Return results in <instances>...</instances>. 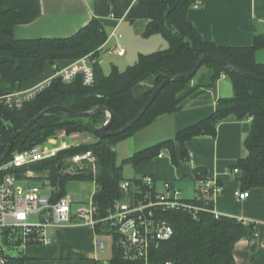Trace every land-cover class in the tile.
Instances as JSON below:
<instances>
[{
  "label": "trees",
  "instance_id": "trees-1",
  "mask_svg": "<svg viewBox=\"0 0 264 264\" xmlns=\"http://www.w3.org/2000/svg\"><path fill=\"white\" fill-rule=\"evenodd\" d=\"M114 1L110 0V3ZM195 1L135 0L129 15L130 20L134 23L138 20L145 21L143 36L162 34L167 39L168 46L152 53L140 54L136 63L123 71L115 67L109 75L102 71L95 54L108 39L100 19L94 17L68 38L17 39L14 36V27L30 23L40 16V0H17L15 8L1 12L0 50L11 52L13 60L0 61V89L13 90L17 83L40 76L47 61L77 60L92 53L96 60L93 64L95 82L91 86L85 85L81 76L69 83L64 82L60 76H55L21 109L1 106L0 125L3 135L0 156L13 134L38 113L54 105L78 112L91 111L99 105H105L114 112L109 131L118 130L139 113L157 86L166 78L190 72L197 61L208 53L242 71L264 77V63L256 59V53L264 49V34L255 35L253 43L245 46H220L214 42H206L188 19V10ZM22 58L33 59V67L26 69L16 66L14 60ZM203 67L206 70L201 72ZM224 75L232 82L233 95L218 99L221 108L209 117L177 132L174 140L159 142L119 161L115 149L118 143L133 136L156 118L178 111L185 99L212 97L218 80ZM105 114L106 112H101L86 118L69 117L60 110L45 114L29 129L19 134L8 158L15 151L43 144L57 131H65L68 135L92 133L96 126L104 123L100 118ZM230 120L251 122L244 138L246 155L238 159L231 170L238 169L235 175L242 190L263 188L264 81L246 77L215 62H206L193 76L179 77L168 82L140 119L125 131L93 143L60 149L57 154L23 168L18 174L22 176L29 169L42 174L55 190L53 199L67 194L65 185L69 180L94 182L96 187L93 201L98 207L96 217L99 218L107 215L121 196L119 185L125 179V164L136 167L141 162L150 161L164 147L170 151L172 161L176 164L175 141L180 144L181 155L187 160V140L200 136L214 137L218 124ZM86 152H91L94 162L84 159L83 168L74 164L76 169L69 171L73 165L71 158ZM205 178L206 172L197 168L196 179L201 181ZM184 200L205 209L213 207L214 201L209 197L199 196V193L194 199ZM205 209L200 210L196 216L184 208L164 212L162 216L172 225L173 235L150 251L147 262H129L123 258L121 249L113 245L110 259L98 264H236L233 249L240 239H248L252 250L256 249L257 229L254 223L225 214L216 217ZM95 232L103 235L106 230L98 223ZM27 259L25 254L10 255L7 264H26Z\"/></svg>",
  "mask_w": 264,
  "mask_h": 264
},
{
  "label": "crops",
  "instance_id": "crops-1",
  "mask_svg": "<svg viewBox=\"0 0 264 264\" xmlns=\"http://www.w3.org/2000/svg\"><path fill=\"white\" fill-rule=\"evenodd\" d=\"M134 2L135 0H115L113 3H110V0H40V16L30 23L16 25L13 30L14 36L17 39L68 38L95 17L102 21L108 34L103 49L114 39L116 46L120 47L125 40L132 43L145 41L146 44L141 45L140 50L143 52L141 54L152 53L157 48H166L168 41L162 34L144 38L142 31L145 21L138 20L134 23L130 20L129 15ZM201 2L198 8L191 7L187 15L204 41L214 42L220 46H245L253 43L255 35L264 34V0H201ZM17 4V0H0V13L15 8ZM114 31L120 37L112 36ZM116 46L110 48L113 53ZM154 46L157 47L151 49ZM8 60H13L12 53L0 50V61ZM72 62V59L47 61L40 76L17 83L13 90H28L46 84L59 70ZM14 63L18 67L30 69L34 61L22 58L15 59ZM5 91L12 90L0 89V93ZM232 95L233 86L230 78L222 77L218 80L212 97L185 99L178 111L156 118L133 136L118 143L115 149L117 152L119 146L127 149L124 157L126 158L159 142L174 140L177 132L209 117L221 108L219 98ZM250 125V120L222 121L218 124L214 137L200 136L185 142L189 159L182 157L180 144L175 141L176 164L172 161L170 151L164 147L160 151L163 153L162 157L157 155L150 161L141 162L134 167L132 175L124 174L128 179L152 174L158 187L167 181L172 182L180 189L183 199L186 200L198 196L200 180L196 179L197 168L203 169L206 177L216 178L221 182L222 192L213 201L215 210L252 222L257 229L255 250H252L250 241L246 238L240 239L234 245L233 255L236 264H264V187L250 189V195L240 199L236 192L244 190L231 170L232 165L246 155L244 138ZM63 135L70 137L72 142L64 143L57 151L78 143L73 134ZM183 190L190 192L188 197H184ZM101 237L96 234L95 229L73 217L70 223L52 229L51 244L29 245L23 254L28 258L26 264H98L108 261L112 255V249L108 253L105 248L104 250L98 248L97 240Z\"/></svg>",
  "mask_w": 264,
  "mask_h": 264
},
{
  "label": "built area",
  "instance_id": "built-area-1",
  "mask_svg": "<svg viewBox=\"0 0 264 264\" xmlns=\"http://www.w3.org/2000/svg\"><path fill=\"white\" fill-rule=\"evenodd\" d=\"M201 3V0H196L192 7L198 8ZM112 36L120 37L115 31L112 32ZM113 50L121 56L126 53L120 46ZM91 58V55H86L73 60L70 65L59 70L56 76H60L66 83L81 76L85 85H93L95 82L93 64L96 59ZM48 83L27 91L2 92L0 107L21 109ZM2 135L0 125V141ZM51 142L54 143L52 139ZM56 151H49L42 144H36L23 151H15L9 158L8 155L0 162V264H7L10 256L7 251L10 248L51 244L52 229L70 223L73 217H77L82 224L93 229L100 223L106 230L103 235L112 239V246L116 245L121 249L125 260L147 262L150 251L158 248L163 241L173 235L172 225L162 216L164 212L184 208L196 216L200 210L205 209L186 202L174 183L167 181L158 187L155 177L152 174H145L120 181L121 196L109 209L107 215L96 217L98 207L93 198L87 206L74 211L72 204L78 200L76 196L65 194L53 199L55 190L50 183L44 186L39 184L30 170H26L22 176L18 174L23 168L55 155ZM158 156L162 157L163 153ZM76 159L92 160L94 157L91 152H86ZM232 172L237 174L238 169L235 168ZM45 189L49 190L48 193ZM221 192L222 184L216 178L206 177L200 181L199 196L214 200ZM236 195L244 199L250 195V192L238 191ZM205 210L211 211L216 217L221 215L214 207ZM239 219L248 222L243 218ZM97 245L100 250H104L105 243L102 238L97 240Z\"/></svg>",
  "mask_w": 264,
  "mask_h": 264
},
{
  "label": "rangeland",
  "instance_id": "rangeland-1",
  "mask_svg": "<svg viewBox=\"0 0 264 264\" xmlns=\"http://www.w3.org/2000/svg\"><path fill=\"white\" fill-rule=\"evenodd\" d=\"M144 42L145 41H136V42L132 43V42H128L127 40H125V42H123V44H121L122 45L121 47H123L126 51V54L123 57L119 56L115 50H113L114 51V53H113L110 49V48L116 46V40L115 39L105 49H103V46H102L101 49H99L97 52H95V54L97 55V60L101 64L102 71L106 75H109L112 73V71L115 67L117 70L123 71L129 65H133L134 63H136L138 58H139V55L141 53H143V52H141L140 49H142L141 45L146 44ZM155 47H157V46H154L151 49H155ZM157 50H159V48H157L153 51H157ZM88 55H91V57H92L91 59H95L93 57V53L88 54ZM256 58L259 62L264 63V49H261L256 53ZM205 70H206V67H203V68H201L200 71L202 72ZM40 86L41 85H37L34 88H38ZM12 91H14V90H12ZM21 91H27V90H21ZM109 118H110V114L106 112V114L103 117H101L100 120L105 123ZM104 123H100L99 125H103ZM63 134H66V132L65 131H57L52 138H49L46 141H44L42 146L44 148H47L49 151H51V150L59 149L64 143H71L72 140L70 139V137L63 135ZM73 135L75 136L74 139L78 142L77 145L78 144H85V143L89 144V143H93L96 140H98L97 138L94 137V135L91 132L90 133H87V132L73 133ZM51 139H54L55 142L52 143ZM65 148H68V147H65ZM58 151H56L55 154H57ZM126 153H127V149H124V147H121V146L118 147L119 161H121L122 158L125 157ZM83 155L84 154H80V155H76V156L71 158V162L73 163V165L68 169L69 171L75 170L76 169L75 165L78 166L79 168H83L85 166V163H83L84 159H76L75 160V158L77 156L82 157ZM88 162H90V163L94 162V159H92V160L88 159ZM29 170L32 171V174H33L35 180L39 184H42L44 186L45 184L48 185L50 183V181L45 180V178L43 177L42 174L35 172L32 169H29ZM134 170H135V168L133 167V165H130V164L124 165V174L125 175H132L134 173ZM95 187H96L95 183L91 182V181L69 180L66 183L65 190H66L67 195L76 196L78 199L77 201H74L72 204L74 211L79 209L80 207L88 205V203L90 202V200H92L93 195L95 193ZM48 191H49L48 189H45L46 193H48ZM188 192H189L188 190H183L184 197H188V195L190 193V192L189 193ZM101 238L103 239V242L105 243L106 251L108 253H110V250L112 249L111 248L112 247V243H111L112 239L109 236H105V235H103ZM24 250H25V248L18 247V248H10L7 252L11 256H17V255L23 254Z\"/></svg>",
  "mask_w": 264,
  "mask_h": 264
},
{
  "label": "water",
  "instance_id": "water-1",
  "mask_svg": "<svg viewBox=\"0 0 264 264\" xmlns=\"http://www.w3.org/2000/svg\"><path fill=\"white\" fill-rule=\"evenodd\" d=\"M206 62H215L219 65H221L224 68H228L231 70H235L239 73H242L244 76L252 78V79H257V80H261L264 81V77L261 76H256L253 75L251 73L242 71L240 69H238L237 67H235L234 65L223 61L221 59H218L217 57H215L213 54L208 53L203 55L195 64L193 70H191L190 72L184 73V74H179V75H173L170 76L168 78H166L161 84H159L157 86V88L155 89V91L153 92V94L151 95L149 101L141 108V110L139 111V113L128 123L126 124L124 127L115 130V131H109V127L112 124L113 118H114V112L109 109L108 107H106L105 105H99L97 107H95L93 110L91 111H86V112H78V111H74L68 107L65 106H61V105H54V106H50L46 109H44L43 111H41L40 113H38L36 116H34L22 129L18 130L15 134H13V136L10 138L5 151L3 152L2 156L0 157V162L2 160H4L9 153L11 152L15 140L16 138L19 136L20 133H22L23 131H26L27 129H29L32 125H34L36 123V121L38 119H40L42 116H44L45 114H48L52 111H56V110H60L63 111L67 116L69 117H82V118H86V117H91L94 116L96 114H99L101 112H107L110 114V118L103 124V125H99L96 126L93 131L92 134L94 135L95 138H97L98 140H103L106 137H109L111 135H116L119 134L123 131H125L126 129H128L129 127H131L134 123H136L140 117L146 112V110L149 108V106L152 104L153 100L155 99V97L157 96V94L159 93V91L171 80L175 79V78H179V77H190L193 76L198 69L205 64Z\"/></svg>",
  "mask_w": 264,
  "mask_h": 264
}]
</instances>
